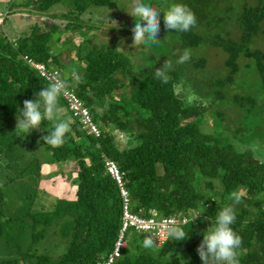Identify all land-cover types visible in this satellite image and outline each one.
<instances>
[{"label":"trees","instance_id":"obj_1","mask_svg":"<svg viewBox=\"0 0 264 264\" xmlns=\"http://www.w3.org/2000/svg\"><path fill=\"white\" fill-rule=\"evenodd\" d=\"M118 1L10 3V8L35 13L39 19L65 23L61 28L38 20L42 26L32 24L28 33L19 32L14 40L0 35V159L4 161L0 250L7 253L0 264H104L113 250L122 215L118 188L105 170L106 158L123 174L134 214L147 218L151 210L162 217L192 212L201 214L208 227L214 228L218 212L231 205L236 213L231 227L243 240L238 264H264V160L259 156L264 155V47L254 45L256 38L264 36V0H255L253 6L245 4L238 12L228 8L225 14L234 25L225 27L223 33L217 32L222 17L207 20L204 33L193 29L171 32L160 21V44L139 46L136 53L129 50L127 42L116 51L122 37H88L95 29L104 33L105 28L100 30L101 25L80 19L89 9H114ZM148 1L161 8L157 0ZM182 1L191 5V0ZM54 6L66 11L50 13ZM66 33L83 34L74 48V59L71 48L61 47L70 55L67 64L61 60L62 51L53 49ZM202 46L225 53L227 75L216 77L208 58L193 54L192 50ZM185 48L191 50V59L177 65L175 61ZM134 55L138 63L133 62ZM24 56L57 69L68 79L70 90L89 109L98 137L82 129L62 97V118L71 125L62 146L52 147L42 140L55 121H44L41 130L30 134L16 130L23 101L34 100L35 93L49 85L22 60ZM166 59H171L173 66L165 84L154 72ZM240 60L249 62L242 65ZM238 73L244 75L240 81H255L250 80L253 84L246 88L235 79ZM179 86L181 92L176 90ZM231 86L236 93L228 90ZM189 90L200 100L189 104ZM227 111L236 112L238 121ZM207 119H211V131L205 129ZM113 130L127 134V146L116 143ZM67 162L75 178L73 197H58L47 208L43 197L48 194L39 189V183L49 173L45 170L55 164L65 179L61 167ZM10 183L20 192L10 191ZM233 193L241 197L238 204L231 198ZM198 222L179 226L188 233L184 240L169 236L158 248L144 247V234L129 230L127 247L114 264H203L196 250L205 232L200 231ZM53 226L66 240L65 252L55 259L29 253ZM181 256L185 259L180 262Z\"/></svg>","mask_w":264,"mask_h":264},{"label":"rangeland","instance_id":"obj_2","mask_svg":"<svg viewBox=\"0 0 264 264\" xmlns=\"http://www.w3.org/2000/svg\"><path fill=\"white\" fill-rule=\"evenodd\" d=\"M3 1V0H0ZM8 1V2H7ZM14 1V2H13ZM148 1V0H147ZM156 1V0H155ZM23 2V0H6V2H0V12L5 13L6 11L9 12V17L7 18L8 20H5L6 23L4 22V26L0 27V35H6L8 38L11 40L18 37L19 32H22L24 34L28 33L30 31V27L32 24H38L42 26L41 23H38V20H42L47 24H50L51 22L58 24L61 28L64 26V21L60 19H50L47 17L39 19V15L37 16L35 13L31 14L26 11H20V8L14 7L10 8V3H20ZM149 2V1H148ZM157 2H160V11L161 13L165 12L168 7L172 4L175 3H180L182 4V0H157ZM169 2V3H168ZM146 3V2H145ZM149 4L155 6V4H152V2H149ZM191 5L187 4L186 6L191 9L193 13L198 14L197 18V25L200 24V26H196L195 28H192L193 31L198 32V33H204L205 27V22L207 20H211L210 18H215L216 17H222V24L218 27L217 32L223 33L225 31V27L227 28L228 26L234 25L232 22L229 23L230 18L225 14L228 8H233L236 12H238L243 6L246 4L248 6H253L255 4V0H191L190 2ZM133 8V0H119L117 6L114 9H109L106 7H100L96 9H89L86 11L82 16H80V19L83 21L95 23L100 26V30L104 29V33H99L98 29L93 30V32L88 34L89 36H93L95 34V40H107L108 35L110 37L112 36H118L122 37L123 44H121V41L118 43L117 47H120L119 50L122 48H125L126 42L128 43L129 50L132 51L133 53L138 52L139 48L134 47L132 48L131 45L133 43V33H132V28L134 27L135 23V18L130 15L132 12ZM65 8L62 6H54L49 12L50 13H55L57 15H60L61 13L65 12ZM26 14V15H25ZM236 14V13H235ZM233 14V18L234 15ZM11 15V17H10ZM28 16H31L28 20ZM32 17H34L32 19ZM207 17V18H206ZM200 19V20H199ZM8 21V22H7ZM23 22V29H20L17 25L19 22ZM115 21V22H112ZM160 21L163 22V14H161V19ZM223 26V27H222ZM230 27V28H231ZM235 27V26H234ZM233 28V27H232ZM6 30L11 32V33H6ZM208 30V29H206ZM205 30V31H206ZM207 32V31H206ZM235 30H233V36H237V33L234 34ZM82 33V32H81ZM81 33H66L62 36L61 38V44H59V47H54L53 49L56 52L62 51L61 47H66L68 49L71 48L69 51L73 55L72 58L74 59V48L75 46H78L79 42L83 38V34ZM97 36V37H96ZM110 42V41H109ZM254 45L263 48L264 47V36L260 35L258 38L255 39ZM67 44H70L68 46ZM72 45V46H71ZM139 47V46H138ZM73 48V49H72ZM128 50V49H125ZM194 55H199V56H204L208 58L209 60V66H212L210 70H212V73H215L214 75L218 78H222L224 75H227V70L223 66V62L226 58L225 53L218 48H212V47H207V46H202L198 49L192 50ZM69 53L67 52L66 49H63L61 53V60L64 63H70L69 58H70ZM138 57L136 55L133 56V62L138 63ZM249 61H239V63L242 65L244 63H248ZM215 68V69H214ZM238 75V76H237ZM235 77L236 80H239L241 77L244 75L241 73H238ZM245 82L240 81V84H246V88L248 87L247 84L249 85L250 83L254 82L255 80H252V82L247 81L244 79ZM253 84V83H252ZM250 86V85H249ZM235 87L237 88V83H235ZM177 92H181L182 89L179 87L176 88ZM232 93H236L235 88L231 86L228 89ZM226 114L234 119L235 121H238L239 116L237 115L236 112L232 111H227ZM205 129L208 131H211V119H207V124L205 126ZM116 143L120 147H125L128 145V136L127 134L120 132L119 130H113L112 131ZM24 142L26 144H29V139L24 138ZM256 149V148H255ZM258 150V149H257ZM262 152V151H260ZM260 159L264 160V155H259ZM21 163V162H20ZM4 165L3 159H0V173L3 174L2 168ZM50 167V166H49ZM69 167L71 169V163H65L62 165L63 169V174L64 176H67L65 179L62 178V176L59 174L60 167H58L57 164L54 166L52 165L51 169H46L45 173L49 172L46 177L42 178V181L39 183L40 185L38 186L40 190L45 191L48 195L43 197V201L45 202L46 207L48 208L51 204L55 202V200L58 197L61 198H72L73 197V192L75 191V178L71 175V171L69 170ZM59 168V169H58ZM4 177V174L3 176ZM25 179V178H24ZM26 180V179H25ZM4 184V181L0 182V188ZM10 191L17 193L20 192V189H17L16 186L12 183L9 185ZM13 197V195H12ZM10 207V206H9ZM199 225H200V231L202 233L206 232L207 229L209 228L207 221L205 218H200L199 219ZM148 237V236H145ZM142 238V241L144 238ZM66 249V240L62 239V237L59 234V230L57 226H53L50 231H48L46 237L40 241L39 244L33 245L31 248V251L29 253H33L36 255H41V254H46L52 258H57L61 256ZM7 253L4 251L0 250V258L5 256ZM184 260L185 257L181 256L179 261Z\"/></svg>","mask_w":264,"mask_h":264},{"label":"clouds","instance_id":"obj_3","mask_svg":"<svg viewBox=\"0 0 264 264\" xmlns=\"http://www.w3.org/2000/svg\"><path fill=\"white\" fill-rule=\"evenodd\" d=\"M0 14L5 15L3 22L0 24L1 27L4 26L3 24L6 22L5 20L9 17V12L6 11L5 13ZM161 14H163L165 29L171 30V32H188L197 26L195 13H193L191 9L184 4H172L165 12L161 13L157 7L149 3H145L144 0H133V8L130 13V15L135 18L134 27L132 28V48L138 46H158L160 44L161 40L158 39V34L161 30ZM121 44H123V41H121ZM119 49L120 47H118L116 51ZM190 59L191 50L185 48L183 52L179 54L175 63L177 65L185 64L189 62ZM172 66V60L166 59L163 67L154 72L155 78L161 80L162 83H168L170 77L167 73L172 69ZM73 76H75L76 80L80 79L79 75L75 72H73ZM70 87L71 84L68 79L61 77L60 74L57 73L56 77L48 86L44 87L38 93H35L36 98L34 100L23 101V108L20 109L21 116L19 118L17 117L16 130H21L30 134L34 130H41V126L44 121H55L53 130L51 132H47L48 134L43 136L42 140L47 145L52 147L62 146L65 143L67 134L71 131V125L68 119L62 118L63 108L59 101L61 96H67L69 94ZM186 100L189 104H192L199 101L200 97H198L195 92L189 90ZM231 198L237 204L241 200L238 193H233ZM151 211H154L158 217H162L157 211ZM184 215L195 216V219L197 220L200 219L201 214L188 212ZM175 217H182V215H176ZM235 220V208L231 205L225 206L218 212L215 227L208 228L203 235L202 242L196 250L203 264H238V250L241 248L243 240L242 237L231 227L235 223ZM179 226L182 225L173 226L167 230V237L163 243L167 241L169 236L176 240H184L185 237H187L188 233H185V231ZM136 232L143 233L144 237L148 236L143 240V245L146 248L153 246L158 248L163 244L156 245V241L150 237L148 233L140 231Z\"/></svg>","mask_w":264,"mask_h":264},{"label":"built area","instance_id":"obj_4","mask_svg":"<svg viewBox=\"0 0 264 264\" xmlns=\"http://www.w3.org/2000/svg\"><path fill=\"white\" fill-rule=\"evenodd\" d=\"M5 18L4 14H0V24ZM22 60L30 66L33 70L37 71L39 76L47 83H51L59 71L55 68L48 67L45 64L37 63L27 56L22 57ZM66 104V107L73 118L78 119L83 130L88 135L98 137L100 135L97 125L93 122L89 109L79 98L69 89L67 96H61ZM106 173L114 180L122 203L121 227L112 252L107 256L104 264H114L119 260L121 251L126 248V233L129 229L135 231L145 232L150 235L155 241L156 245H161L167 237V230L170 227L185 225L188 222H195V216L184 215L182 217H158L154 211H151V217L142 218L131 212V202L128 190L123 181V174L120 172L117 165L110 159L104 160ZM195 219V220H194Z\"/></svg>","mask_w":264,"mask_h":264},{"label":"crops","instance_id":"obj_5","mask_svg":"<svg viewBox=\"0 0 264 264\" xmlns=\"http://www.w3.org/2000/svg\"><path fill=\"white\" fill-rule=\"evenodd\" d=\"M0 2H1V3H2V2L4 3V2H6V0L0 1ZM7 2H8V1H7ZM13 2H14V1H13ZM0 13H1V12H0ZM27 14H28V13H27ZM25 15H26V14H25ZM10 17H11V15H10ZM29 18H31V16H28V20H29ZM33 18H34V17H32V19H33ZM29 21H30V20H29ZM22 24H23V22H21V21H20L19 23H17V25H18V27H19L20 29H23V28H24ZM6 33H11V32H9V31L6 30Z\"/></svg>","mask_w":264,"mask_h":264}]
</instances>
